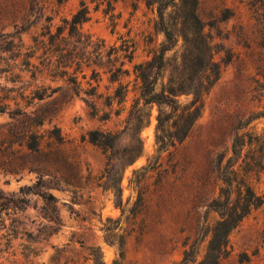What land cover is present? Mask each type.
Returning a JSON list of instances; mask_svg holds the SVG:
<instances>
[{
	"label": "rangeland",
	"instance_id": "rangeland-1",
	"mask_svg": "<svg viewBox=\"0 0 264 264\" xmlns=\"http://www.w3.org/2000/svg\"><path fill=\"white\" fill-rule=\"evenodd\" d=\"M80 1L0 0V104L7 106L0 113V189L16 194L41 181L40 190L56 198L53 212L32 192L21 209L1 211L0 264H175L185 249L196 252L199 261L209 226L219 218L222 177L233 179L232 199L238 198L237 186L245 192V184L264 194V0H196L211 60L182 48L194 35L180 17L182 9L166 8L178 41L165 54L160 81L172 79L191 91L208 82L200 72L204 64L214 61L219 67L200 117L169 149L156 139L157 105H138L140 80L134 71L165 40L156 25V4L117 0L112 23L101 11L105 4L94 10L96 0H86L91 17L81 25L80 45L86 62L64 67L54 56L49 66L34 38L48 41L40 36L44 27L49 24L56 33ZM175 2L184 6V0ZM63 36L59 43L74 48L76 38L68 30ZM19 40L22 55L14 60ZM122 45L133 50L131 61L122 50L112 52ZM26 52L33 65L14 82L20 67L13 64ZM180 61L185 66L179 67ZM110 67H120L116 80ZM63 69L77 76L79 94L58 76ZM121 86L126 91L119 102L112 96ZM84 91L95 93L96 114ZM179 99L186 103L190 95ZM16 107L26 115L13 117ZM54 127L63 136L61 144L48 136ZM90 130L115 134L113 147L90 142ZM31 132L42 136L46 155H29ZM236 136L241 144L233 151ZM217 264H264V203L230 232L227 254Z\"/></svg>",
	"mask_w": 264,
	"mask_h": 264
},
{
	"label": "trees",
	"instance_id": "trees-1",
	"mask_svg": "<svg viewBox=\"0 0 264 264\" xmlns=\"http://www.w3.org/2000/svg\"><path fill=\"white\" fill-rule=\"evenodd\" d=\"M117 0H96L94 10H98L101 4L105 6L101 11L105 15H109L112 23H115L114 19L116 16L113 14L114 3ZM188 3L186 5L185 3ZM146 3L150 6L156 4V11L158 13V20L156 22L157 27L163 32L165 40L160 46L152 52L151 57L143 62L134 65V71L136 77L140 80L139 85V96L138 105L142 102L144 105L154 103L157 105V124H156V139L161 143L162 149H169L174 147L177 143L182 142L187 136L190 128L200 117L203 107V97L207 93L209 87L216 81L219 74V67L214 61H209L208 64H204L200 72L207 77V84L200 82L198 86L194 87L191 91H185L181 82L175 83L172 79L168 80V83L160 81L163 71L165 70L166 57L165 54L169 50H173L177 44V37L175 29L172 25H169L167 18L165 17L166 8L171 5L175 9H182V17L186 19L189 24V28L194 35L192 41L184 39L182 48L186 50L192 47L197 53L205 55L209 59H212V53L210 51V43L203 33L202 24L199 16L196 13V0H184V6L180 7V2L175 0H146ZM91 10L86 0H81L76 11L69 17L61 19V25L57 26V32H51V25H46L44 30L40 33V36H48V41L37 36L34 41L37 45L45 51L44 60L50 66L55 56L56 61L64 67L70 66L71 63L75 62L80 65L84 61L82 53L80 52V45L84 44L82 40L83 32L81 31V25L90 19ZM68 30V36H74L75 43L74 48L67 49L59 42H64L65 37L63 32ZM23 48L22 43L14 45L16 57L20 58L22 55L21 50ZM112 52L117 50L124 51V57H127L129 61L133 58V50L129 51V46L122 45L119 48H111ZM187 51V50H186ZM111 52V53H112ZM32 54L24 53L22 59L14 62V67L19 66V72L15 73L16 79L14 82H21L22 75L20 72L29 71V67L33 64L31 62ZM53 59V60H52ZM182 59H185V57ZM86 65H89L87 63ZM179 67L185 66L184 61H180ZM113 66V65H112ZM120 71V67H110L108 72L111 73V79L116 80L118 76L117 72ZM31 76L34 77V72L31 71ZM59 77L66 79L72 84V88L76 93H80V82L77 80V76L68 73L67 70L63 69L60 71ZM211 76V77H210ZM124 86L117 88L112 96L113 99L118 98V101H122L125 95ZM86 97L84 101L92 109V112L96 114V106L92 97L95 95L94 92L84 91ZM37 98H42V93H36ZM181 94L190 95L188 102L183 103L180 101L179 96ZM7 109L6 105L0 104V113L5 112ZM13 117L19 115H26L25 111H22L20 107H16L13 111H10ZM48 136L53 139L57 144L63 142V136L57 127L52 128L48 131ZM88 140L98 146L104 148H111L114 145L115 134L111 132H104L100 130H90L87 133ZM41 135L31 132L28 137L27 148L29 155L32 159L39 155H46L45 151L41 147ZM240 137L236 136L232 141V149L236 150V147L240 145ZM37 169V168H35ZM39 170V169H37ZM224 186L220 188L219 198L216 199L218 202V214L219 218L209 226L210 237L207 242L206 251L201 260L197 261L196 252L192 249H185L183 252L182 259L175 264H217L221 258L227 254V242L230 232L239 224V222L252 210L259 207L264 203V194L258 195L252 189L249 184H245V192L239 186H237L238 198L232 199L233 193V179L229 176L222 177ZM42 187L41 181H37L33 186H25L19 189V193L4 194L0 189V213L2 210L8 208L21 209L28 200L27 194L34 193L42 197L43 203L46 206V210L51 209L52 212L55 210L54 204L56 198L51 193H46L40 190ZM223 199V200H222ZM222 200V201H220ZM221 202V203H219ZM51 220L58 221L56 215H47ZM120 256L124 255V242L121 241L119 244ZM101 264H103L101 262Z\"/></svg>",
	"mask_w": 264,
	"mask_h": 264
}]
</instances>
